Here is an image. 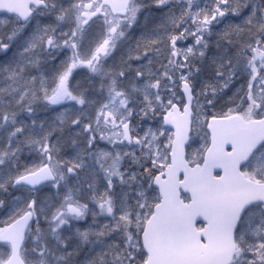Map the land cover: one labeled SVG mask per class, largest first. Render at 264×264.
Returning a JSON list of instances; mask_svg holds the SVG:
<instances>
[{"label":"snow or ice","instance_id":"snow-or-ice-1","mask_svg":"<svg viewBox=\"0 0 264 264\" xmlns=\"http://www.w3.org/2000/svg\"><path fill=\"white\" fill-rule=\"evenodd\" d=\"M0 264H264V0H0Z\"/></svg>","mask_w":264,"mask_h":264}]
</instances>
